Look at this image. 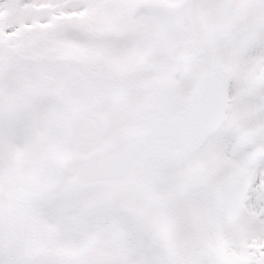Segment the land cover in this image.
I'll return each instance as SVG.
<instances>
[{
  "label": "snow or ice",
  "instance_id": "obj_1",
  "mask_svg": "<svg viewBox=\"0 0 264 264\" xmlns=\"http://www.w3.org/2000/svg\"><path fill=\"white\" fill-rule=\"evenodd\" d=\"M0 264H264V0H0Z\"/></svg>",
  "mask_w": 264,
  "mask_h": 264
}]
</instances>
